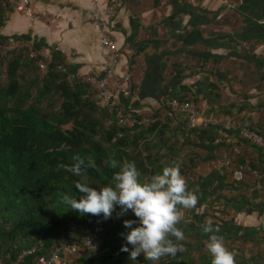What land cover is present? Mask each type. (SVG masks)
I'll return each mask as SVG.
<instances>
[{"label":"crops","instance_id":"1","mask_svg":"<svg viewBox=\"0 0 264 264\" xmlns=\"http://www.w3.org/2000/svg\"><path fill=\"white\" fill-rule=\"evenodd\" d=\"M108 4L115 8L108 23L120 63L108 81L111 106L102 110L110 120L117 111H125L166 121L159 141L145 134L148 127L135 131L144 133L148 148L142 155L152 157L144 165L158 174L167 166L185 170L191 162L194 175L180 174L199 197L194 209L184 210L178 225L185 233L180 243L186 251L163 257L158 264L211 262L208 236L201 229L208 219L220 228L218 235L235 253L236 264H264V245L256 239L264 231V181L246 174L237 179L233 162L230 167L216 164L229 158L262 167L258 150L242 141L237 131L250 129L264 138V0H97L99 7ZM31 7L34 13H44L32 19L3 6L1 41L22 45L27 56L33 55L32 45L38 54L58 53L69 80L85 83L88 77L103 76L108 53L90 24L91 0H36ZM123 72L130 75L133 88L127 97L116 88ZM171 99L192 101L203 115L227 116L231 142L215 143L213 128L186 129L182 116L165 111ZM137 150L127 145L118 153L128 157L122 165L134 162L141 173ZM145 180L141 174L140 181ZM117 214L104 235L100 229L104 249L91 256L78 252L70 264H152L143 255L133 262L129 253L120 251L122 246L132 247L120 235L130 231L124 221L137 218L131 211L119 218ZM137 226L138 222L133 225ZM17 247L27 245L10 241L0 223V264H19L10 255ZM107 254L111 257L103 260Z\"/></svg>","mask_w":264,"mask_h":264},{"label":"trees","instance_id":"2","mask_svg":"<svg viewBox=\"0 0 264 264\" xmlns=\"http://www.w3.org/2000/svg\"><path fill=\"white\" fill-rule=\"evenodd\" d=\"M1 19L0 15V22ZM23 51L26 52L23 47H13L0 57L6 78L5 84L0 82V223L7 228L10 241L27 245L11 249L14 261L22 249L34 247L35 254H41L73 229L92 231L101 223L103 235L106 233L120 212L119 207L108 220L102 215H80L59 203L58 194L79 199L82 194L75 188L77 181L97 190L113 185V174L120 170L127 156L124 152L118 153L119 148L137 147L135 156L143 164L141 174L146 179L156 174L152 167L147 169L144 165L151 163L152 158L142 155L148 148L142 140L144 133L128 135L125 129L109 124L110 115L99 108L95 89L79 80H69L65 69L64 72L57 70V66L62 67L58 53L50 52L45 71L40 74L41 57L37 48L32 45L30 56L23 55ZM165 122L156 119L145 126L148 127L145 134L161 140ZM118 132H123L122 137L113 140ZM77 154L85 158L86 165L91 162L95 167L87 168L86 175L82 176L64 169L57 171L59 164L71 166L72 157ZM260 157L262 164L261 154ZM112 160L118 162L115 169L111 167ZM190 165L191 162L185 170L180 166V173L193 176ZM98 239L97 251L103 250L102 239L100 236ZM256 239L264 243V231ZM110 257L107 254L103 260ZM32 258V255L24 257L18 263L34 264ZM199 264L211 262L202 259Z\"/></svg>","mask_w":264,"mask_h":264},{"label":"clouds","instance_id":"3","mask_svg":"<svg viewBox=\"0 0 264 264\" xmlns=\"http://www.w3.org/2000/svg\"><path fill=\"white\" fill-rule=\"evenodd\" d=\"M72 159L74 163L71 166L59 164L57 171L64 169L82 176L86 175L87 168L95 167L91 162L86 165L85 158L78 154ZM88 159L91 161L90 157ZM111 167L117 168L118 162L112 160ZM140 176L135 163L126 161L113 174V185L97 190L77 181L75 188L82 194L81 197L76 199L60 193L59 203L80 215H102L104 220L111 219L117 207L120 208L118 218L130 210L137 220H125L124 227L130 231L120 235L126 245L132 247L130 250L122 246L120 251L129 253V259L133 262L143 255L146 261L158 264L163 257L175 258L178 253L186 251L180 243L185 239V233L178 225L184 220V210L194 209L199 197L188 189L178 165L164 167L161 173L152 175L144 182L140 181ZM137 222L138 226L133 227ZM201 229L202 234L208 236L205 243L212 257L211 264H236L235 253L226 247L223 236L218 235L220 228L214 227L213 221L208 219Z\"/></svg>","mask_w":264,"mask_h":264},{"label":"built area","instance_id":"4","mask_svg":"<svg viewBox=\"0 0 264 264\" xmlns=\"http://www.w3.org/2000/svg\"><path fill=\"white\" fill-rule=\"evenodd\" d=\"M94 6V17L91 21L92 28L97 32L98 40L101 47L108 53V65L104 74L100 78L88 77L85 83L92 86L96 91V99L98 106L101 109H109L111 106V93L108 89V81L114 76L115 69L119 66L120 54L117 51L116 43L110 34L108 19L113 14L115 8L113 5L108 4L103 7L97 5V0H91ZM36 0H4L3 6L11 7L14 11L26 14L32 19H36L38 15L44 13L43 10L34 13L32 5ZM42 62L38 63L40 69H45ZM57 70L64 72L61 66H57ZM117 91L121 96L127 97L132 91V82L128 73H121L117 82ZM165 111L170 115H180L185 121V128L193 130L195 128H213L216 132L215 143L229 144L231 142L230 135L232 127L230 119L223 115H203L200 113L197 105L189 100H174L171 99L165 104ZM156 119L152 117H138L125 111H117L114 119L109 120V124H114L117 128L125 129L128 135H133L137 128L147 126L153 123ZM161 123L163 121L159 119ZM123 132H118L113 138L122 137ZM237 136L250 146L258 150L262 155V168H252L249 161L243 163H235L234 176L240 179L243 171H248L250 175L257 179L264 181V138L258 135L255 131L250 129L241 128L237 131ZM217 165L230 167L231 162L222 158L216 161ZM101 223H98L92 231L84 229L70 230L66 233L63 240L58 242L53 247L44 250L41 254L36 255V248H25L20 251L17 256V261L22 260L24 257L33 256L32 261L34 264H70L71 257L75 256L78 252L85 254H93L97 252L99 244V232Z\"/></svg>","mask_w":264,"mask_h":264},{"label":"rangeland","instance_id":"5","mask_svg":"<svg viewBox=\"0 0 264 264\" xmlns=\"http://www.w3.org/2000/svg\"><path fill=\"white\" fill-rule=\"evenodd\" d=\"M3 1L4 0H0V9H2L3 8V6H2V4H3ZM2 12H3V10H1ZM2 12H0V15L2 16ZM0 57H2L3 55H5V54H7V53H9L11 50H12V48L13 47H19V48H21L22 49V45H13V44H11V43H7V42H4V41H1L0 40ZM3 42V43H2ZM24 49V48H23ZM25 53L26 52H22V54L23 55H25ZM40 55V57H41V61H39V62H42L43 64H45L46 62L45 61H47V55H42V54H39ZM38 62V63H39ZM40 69V68H39ZM40 71H41V73L40 74H42L44 71H45V69H40ZM0 82H1V84L3 85V84H5L6 83V78H5V66H4V64L3 63H1V61H0ZM55 108H56V105L54 106ZM226 159H228L229 161H231V163L233 162V163H237V162H239V161H236V162H234V160H232V159H229V158H226ZM244 161H242V162H239V163H243ZM232 163V164H233ZM242 174H246V175H249V176H251L250 175V173L248 172V171H243V173ZM255 179V178H254ZM260 242V241H259ZM262 242V241H261ZM263 243V242H262ZM263 245H264V243H263Z\"/></svg>","mask_w":264,"mask_h":264}]
</instances>
